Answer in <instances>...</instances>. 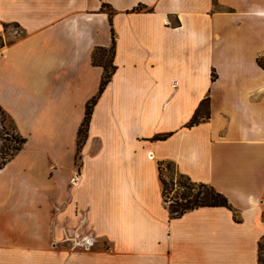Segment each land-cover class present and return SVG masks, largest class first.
Masks as SVG:
<instances>
[{
    "label": "crops",
    "instance_id": "1",
    "mask_svg": "<svg viewBox=\"0 0 264 264\" xmlns=\"http://www.w3.org/2000/svg\"><path fill=\"white\" fill-rule=\"evenodd\" d=\"M112 38L115 72L71 186L103 72L91 55ZM259 62L264 0H0V108L25 139L0 170V264H257ZM205 99L209 118L189 127ZM159 164L213 187L230 208L171 219ZM81 219L89 251L62 242Z\"/></svg>",
    "mask_w": 264,
    "mask_h": 264
},
{
    "label": "trees",
    "instance_id": "2",
    "mask_svg": "<svg viewBox=\"0 0 264 264\" xmlns=\"http://www.w3.org/2000/svg\"><path fill=\"white\" fill-rule=\"evenodd\" d=\"M105 8V6H103ZM109 51V59L108 61L102 60V54ZM99 56L100 58H97ZM113 56H114V40L112 38V43L108 49L104 48H96L92 55H91V62L93 66H97L102 68V76L99 84L98 93L95 97H93L90 101L87 102L85 107V114L83 121L78 129L77 132V139H76V155L75 159H79V152L81 146L86 140L88 125L90 122L91 114L93 107L95 106L97 99L108 85L113 73L115 72V67L113 65ZM262 66V63L259 62ZM4 111L0 108V115H4ZM209 118L208 112V102L207 99L202 101L199 105V108L193 115L189 127L199 124L202 120ZM9 126L8 129L12 131V134L5 133V141L12 144L11 146L0 148V170L5 166V164L12 159L17 152L21 150L23 145L25 144V140L19 137L15 133V129L13 126L12 121L8 118ZM4 122V120H3ZM0 128L3 129L2 125ZM164 137H159L158 139L162 140ZM159 177L162 184V197L165 203L168 204V212L171 219L178 218L184 213L197 209V208H230L228 201L225 196L218 193L213 189V187L205 184H197L192 183L188 178L184 176H180L185 182L181 184V188L184 190V193L180 195L179 198H175L170 204L167 202L165 197V181L161 177V164H159ZM264 240V237L262 238ZM261 240V241H262ZM263 264L260 256V244H259V256H258V263Z\"/></svg>",
    "mask_w": 264,
    "mask_h": 264
},
{
    "label": "rangeland",
    "instance_id": "3",
    "mask_svg": "<svg viewBox=\"0 0 264 264\" xmlns=\"http://www.w3.org/2000/svg\"><path fill=\"white\" fill-rule=\"evenodd\" d=\"M13 28H10V30L11 32L14 33L15 30ZM97 58H100V57L97 56ZM108 59H109V51L102 54L103 62L108 61ZM8 118L9 117L6 114L2 116L0 115V126L2 125L3 127V129L0 128V148H3V147L5 148L7 146L12 145L9 142L5 141V137H6L5 133L12 134V131L8 129V126L10 125ZM75 165H76V172L74 173V175L72 176L69 182L71 186L76 185L73 183L74 181L78 183L79 159H75ZM161 177L165 181V189H166L165 197H166L167 202L170 204L175 198H179L180 195L184 193V190L181 188V184H183L185 180H183L179 175L175 173L173 167L170 164L161 165ZM81 216L82 214L80 213L79 217ZM260 256L264 264V240H262L260 243Z\"/></svg>",
    "mask_w": 264,
    "mask_h": 264
},
{
    "label": "built area",
    "instance_id": "4",
    "mask_svg": "<svg viewBox=\"0 0 264 264\" xmlns=\"http://www.w3.org/2000/svg\"><path fill=\"white\" fill-rule=\"evenodd\" d=\"M73 183L75 184L76 181ZM82 219L76 227L72 229L64 228L62 242L69 244L71 249L89 251L93 246V235L90 231L84 229L85 225Z\"/></svg>",
    "mask_w": 264,
    "mask_h": 264
}]
</instances>
